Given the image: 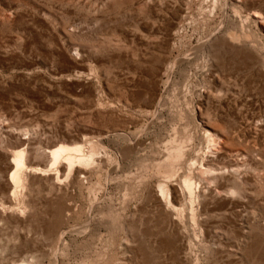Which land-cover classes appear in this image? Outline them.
<instances>
[{
	"label": "rangeland",
	"instance_id": "1",
	"mask_svg": "<svg viewBox=\"0 0 264 264\" xmlns=\"http://www.w3.org/2000/svg\"><path fill=\"white\" fill-rule=\"evenodd\" d=\"M219 2L214 9L213 0H0V203L14 204L6 161L16 149L26 148L29 165L42 167L41 150L56 142L94 141L110 156L75 184L30 174L24 193L32 210L21 217L0 206V264L20 263L28 246L38 264H264L257 74L264 47L256 48L262 64L237 65L232 77L221 72V100L202 91L201 57L187 58L223 21ZM251 7L231 4L221 33L241 32L235 9ZM246 26L264 45L259 27ZM207 130L226 139L214 162L239 163L245 181L237 184L246 194L225 205L211 190L196 223L175 224L155 199L157 183L172 144L185 150L176 167L198 180L200 163L212 158ZM57 203L74 211L59 217ZM172 240L186 255L182 263L173 260Z\"/></svg>",
	"mask_w": 264,
	"mask_h": 264
},
{
	"label": "bare ground",
	"instance_id": "2",
	"mask_svg": "<svg viewBox=\"0 0 264 264\" xmlns=\"http://www.w3.org/2000/svg\"><path fill=\"white\" fill-rule=\"evenodd\" d=\"M248 1L249 0H223V21L219 26L213 29V33L208 39L199 41V43L194 45L187 54V58L196 56L201 57L202 67L200 70L204 69L206 72L205 81L207 82V84L203 85L204 89L202 91L204 93L213 94L215 97L220 98V100L223 98L225 90H227L224 85H218L217 82V79L221 78L220 74L222 71L224 73L226 72L225 75L228 77H232L237 65L240 67L239 69L250 70L262 64L263 61L261 53L258 52L257 49L262 50L260 46L264 47V45L250 36L246 30V23L251 22L254 26H258L263 33L261 35L262 37L259 36L260 40L264 39V0ZM219 4V0H213L214 9H216ZM231 4L234 8L240 9L246 5L254 7L248 8L247 10L235 9L236 15L241 19V32L235 28H229L221 33L223 31V24L226 21V15L228 14V7H230ZM218 34L220 35L218 36ZM215 35L217 36L212 40ZM208 45L211 47V50H207ZM216 57H218V60ZM257 74L258 78L261 80V85L259 86L261 90L258 91V94L262 95L264 98V72L258 70ZM206 136L211 142L208 147V152L210 153L209 156L212 158L208 160L209 162L200 163L198 172H196L198 180L193 176V171H183L176 167V162L185 155V150H183L181 144V146H174L172 144L170 151H168L169 155L166 161L170 164V167L167 171L162 170L166 173L164 174V179L162 178L163 180L157 183V194L155 199L158 201L162 210L161 212L164 213L165 218L175 224L177 223V219L184 226H188L190 220L196 223L198 211L206 210V203L202 205V199L205 198V195L207 196L211 190L215 191L214 196H221L222 194L225 196V205L233 204L231 198H243L246 194L237 184L245 181L244 177L239 173L241 171L239 163H237L235 167L231 166L232 168H225L216 166L214 162L217 159L223 158L224 153L221 151V145L226 139L218 134L217 141L214 134L209 130H207ZM175 140L176 139H173L172 142ZM22 144H26V142L22 141L21 145ZM40 154L46 160V164L43 167L29 165L26 148L16 149L7 157L8 161H6V168L9 172L6 187L14 204L13 206H5L4 203H0L4 211L7 209L18 211L17 213L23 217L32 210L31 202L24 193L30 174H40L46 177V180L53 185L60 184L63 178L69 179L72 184H75L80 180L87 179L88 176L91 175L90 172H92L96 166L102 165V157H107V161H109L110 158L107 153L102 155L99 143L90 140L87 142L76 141L73 142V144L56 142L44 147ZM237 161L239 162L238 158ZM197 162V160L192 161L194 165H196ZM248 166H251V164ZM260 177L264 178V175H260ZM173 180H179V182L174 183ZM219 186H226V189H219ZM56 208V214L59 217L64 214L68 217L71 211H74V207L70 204L60 205L57 203ZM183 211H189L187 219H185ZM172 214H176L178 217H174ZM58 233L63 236L65 232L61 230ZM168 246L173 250L172 257L174 261H179L181 263L185 261L186 255L182 254V249L177 245L175 240L170 241ZM28 247L22 251L23 255L21 256V262L17 264H38L37 260H35V250L30 251L27 249ZM52 250L53 249H51V251ZM53 252L56 251L53 250Z\"/></svg>",
	"mask_w": 264,
	"mask_h": 264
}]
</instances>
